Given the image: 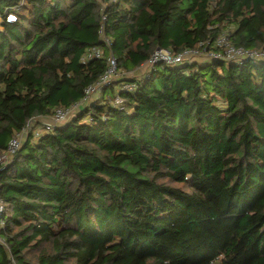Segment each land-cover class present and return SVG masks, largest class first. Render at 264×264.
<instances>
[{"label": "trees", "instance_id": "1", "mask_svg": "<svg viewBox=\"0 0 264 264\" xmlns=\"http://www.w3.org/2000/svg\"><path fill=\"white\" fill-rule=\"evenodd\" d=\"M103 14L120 78L0 164V264H264V61L124 75L225 32L264 49V0H25L0 29V153L105 72L106 56L81 61Z\"/></svg>", "mask_w": 264, "mask_h": 264}, {"label": "built area", "instance_id": "2", "mask_svg": "<svg viewBox=\"0 0 264 264\" xmlns=\"http://www.w3.org/2000/svg\"><path fill=\"white\" fill-rule=\"evenodd\" d=\"M24 2L25 0H20L16 4L6 7L4 12L0 13V29L3 27L2 25L4 20L7 22H14L17 20L18 12L21 10V6ZM101 19L102 24L100 36L104 44L102 46L95 45L87 49V51L82 55L81 61L86 62L93 58H102L106 56L107 68L105 72L94 83L87 86L84 97L78 102L69 107H58L49 115H40L32 118L21 131L17 132L10 138L7 147L0 153V164L6 165L20 149L24 141H26L29 137H31L32 140H36L42 134L54 131L57 127L75 117L82 108L99 100L102 97L105 88L116 80L119 73L118 63L116 57L111 51V39L104 32V14ZM207 43L208 42H200L198 47L189 48L179 53H173L171 50L165 48H156L150 58L146 61L149 65V69L146 74L161 65L174 66L186 62L191 63L197 61L198 59L208 60L223 58L227 61L238 64H241L246 60L264 61V49L238 46L230 40L228 32H225L216 38L215 45L218 47V50H208ZM137 88L138 82L136 81L124 82L119 87L114 98L111 99L112 104L115 107L124 108L125 99L121 96L120 92L133 91ZM39 119H42V121ZM86 120L92 122L94 117L89 114ZM6 217V203L0 195L1 243H5L1 231L5 228Z\"/></svg>", "mask_w": 264, "mask_h": 264}, {"label": "rangeland", "instance_id": "3", "mask_svg": "<svg viewBox=\"0 0 264 264\" xmlns=\"http://www.w3.org/2000/svg\"><path fill=\"white\" fill-rule=\"evenodd\" d=\"M198 61H201V60L198 59ZM148 69H149V65L145 62L144 64H142V66L138 67L136 70L131 71V72H126V74L124 75L129 78L139 79L147 73ZM120 75L121 73H118V76L116 77V79L120 78ZM39 120L42 121V119H39Z\"/></svg>", "mask_w": 264, "mask_h": 264}, {"label": "crops", "instance_id": "4", "mask_svg": "<svg viewBox=\"0 0 264 264\" xmlns=\"http://www.w3.org/2000/svg\"><path fill=\"white\" fill-rule=\"evenodd\" d=\"M201 61H203L204 59H200ZM144 64V63H143ZM142 66V65H141Z\"/></svg>", "mask_w": 264, "mask_h": 264}]
</instances>
